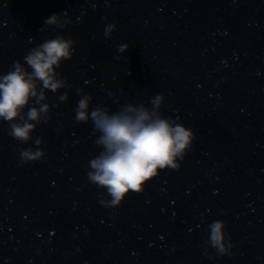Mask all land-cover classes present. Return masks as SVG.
<instances>
[{"label": "clouds", "instance_id": "1", "mask_svg": "<svg viewBox=\"0 0 264 264\" xmlns=\"http://www.w3.org/2000/svg\"><path fill=\"white\" fill-rule=\"evenodd\" d=\"M71 22L66 13H60L47 18L45 25L63 30ZM115 29V23L107 24L105 38H111ZM75 43L63 35L46 39L27 52L24 63L14 61L10 70L0 75V122L9 125L8 134L13 139L27 144L37 126L50 120V110L58 105L46 102L47 92L60 93L61 89L71 87L57 69L63 61L72 59ZM128 48V44H122L119 51L124 53ZM58 99L67 102L68 93L60 94ZM91 100L90 94L81 96L75 109V121L88 123L91 120L93 134L99 133L95 144L101 151L89 161L87 177L110 197L100 200L103 206L119 207L130 194L142 193L162 170H179V161L191 149L195 135L190 128L163 116L160 112L165 101L163 94L150 100L151 107L129 103L115 112L99 104L89 111ZM34 143L36 150L19 149L22 165L45 157L42 138L37 137ZM208 229L204 254L209 255L211 248L218 256L230 255L233 245L225 232V222L214 220Z\"/></svg>", "mask_w": 264, "mask_h": 264}]
</instances>
